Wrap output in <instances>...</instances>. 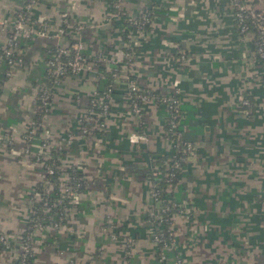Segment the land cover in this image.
Returning a JSON list of instances; mask_svg holds the SVG:
<instances>
[{"label":"crops","instance_id":"crops-1","mask_svg":"<svg viewBox=\"0 0 264 264\" xmlns=\"http://www.w3.org/2000/svg\"><path fill=\"white\" fill-rule=\"evenodd\" d=\"M27 1L0 0V18L11 19ZM35 1L34 19L50 26L67 19L70 28L58 44L80 41L90 69L53 88L41 118L51 139L75 135L59 165L62 170L78 165L86 191L66 225L48 235L49 245L40 239L32 243L30 264H156L144 220L146 175L150 159L171 152L163 139L164 110L144 104L140 130L118 79L104 129L87 138L77 135L76 120L90 95L104 91L106 73L126 50H133L129 72L140 88L178 98L182 139L194 148L171 193L182 212L171 219L169 260L264 264V65L250 39L237 34L229 0H117L118 15L111 11L116 0ZM256 8L264 14V0ZM143 13L150 16L148 28L124 34L126 19ZM76 25L82 27L75 36ZM3 40L0 35V50ZM49 43L55 42L34 38L21 48L22 65L0 89V234L24 231L31 207L27 196L41 181V168L23 155L21 134L36 112V88L44 84L41 54ZM31 76L33 86L27 82ZM240 97L250 108L238 105ZM141 131L146 140L130 143L129 135ZM107 220L113 227L102 231ZM13 258L12 249L0 251L1 264Z\"/></svg>","mask_w":264,"mask_h":264},{"label":"built area","instance_id":"built-area-1","mask_svg":"<svg viewBox=\"0 0 264 264\" xmlns=\"http://www.w3.org/2000/svg\"><path fill=\"white\" fill-rule=\"evenodd\" d=\"M258 2L259 0H229L237 34L240 37L250 39L255 58L264 65V14L256 8ZM35 3V0H28L11 19L0 18V35L4 37L0 50L3 55L2 60L0 58V64L5 60L8 67L6 72L8 77L12 76L18 65L20 66L18 39L45 38L55 42V50L44 64L46 69L45 82L36 88L35 101L38 103L36 112L42 111V116H44L47 112L51 90L65 78L75 76L85 70L88 71L90 65L82 52L83 46L77 39H74L67 47L58 44V40L70 28L67 19L60 17L58 23L53 26L42 19H34L32 10ZM119 10V3L116 0L111 5L112 15H118ZM127 23L134 28V32H143L148 28L150 16L143 13L134 18L126 19ZM81 27V25H76L72 28L73 35L76 36ZM132 58V52L124 53L120 69H109L111 81L105 90L99 93L97 91L92 92L85 113L76 120L77 135L87 138L104 129V121L111 110L112 84L118 79L123 81L130 112L135 116L140 130L143 126L144 104L150 103L164 110L163 139L169 144L171 152L161 164L155 163L154 158L149 160L150 165L146 175L150 182L148 189L149 205L145 214L147 217L145 222L149 227L150 243L155 250L156 264H182L178 257L175 256L173 260H169L167 256L174 247L171 219L174 215L182 212L180 206L173 202L171 193L174 192V186L182 165L186 162L187 157L192 154L194 148L191 143L182 139L184 130L180 125L182 115L178 98L174 95L163 96L150 89L140 88L129 72ZM183 58L184 55L180 53L176 59L181 63ZM238 105L245 109L251 106L250 102L242 97L238 99ZM7 135L8 133H5L4 141L6 145H9L11 139ZM75 138V135L68 133L57 139H51L50 132L42 125L41 119L39 123L29 120L24 124L21 134L23 155L41 168L40 183L44 187L41 197L32 191L29 200L30 202H41L40 211L44 217L42 221L39 219L29 221L31 225L27 230L25 227L24 231L26 230V232L23 238L21 234L18 236L0 234V251L8 249L14 251L11 264H30L33 252L32 243L37 239L46 241L47 233L56 232L61 228L62 225L59 222L52 221L50 216L47 217L51 209H58L59 212L61 210L63 216H68V212L73 206L79 203L80 194L76 190L79 184L75 181L70 182L65 173L69 168L79 166L71 165L62 170L60 165L53 166L45 163L50 159L51 151L57 154L54 161L59 163L61 155L69 150ZM128 140L132 144H137L144 142L146 138L141 131L130 134ZM56 171L62 172L57 178L58 193L54 194L55 197L50 201H47L52 194V184L47 180V176ZM157 182H162L163 187H158ZM112 227L107 220L106 225H103L101 230H110ZM111 237L114 239V235ZM125 252L128 256V248ZM58 264L68 263L61 262Z\"/></svg>","mask_w":264,"mask_h":264},{"label":"trees","instance_id":"trees-1","mask_svg":"<svg viewBox=\"0 0 264 264\" xmlns=\"http://www.w3.org/2000/svg\"><path fill=\"white\" fill-rule=\"evenodd\" d=\"M133 30H134V28L132 26H130L128 23L127 24L125 23V25H124V34H128L129 32H133ZM32 40H34V39H27V40L18 39L17 40V45H18V49H19L18 58L21 61L20 66L22 65V54L20 53V49L23 48L26 45H29L32 42ZM21 43H23V45ZM54 50H55V47L51 43L46 45V47L44 48V51L41 54V55H43V58H44L43 59V64H45L46 61L48 60V58H50V55L54 52ZM126 52H133V50H126L124 53H126ZM2 57H3V55H2V52L0 51L1 60H2ZM20 66L18 65L16 68H18ZM120 67H121L120 64H115V65L111 66V69L119 70ZM16 68H15V70H16ZM7 69H8V67L5 64V60H3V62L0 64V89L2 87V83L5 80L8 79V76L6 75ZM35 70L37 71L38 68H35L34 71ZM41 75H42V78H43V82H45V76H46L45 65H44L43 71L41 72ZM33 76H31L30 78L27 79L28 80L27 81L28 85H30V86H33L35 84L32 81L33 80ZM110 81H111L110 72H107L106 76H105L104 89H102V90H105L106 86L108 85V83ZM10 98H11V96H10ZM36 105H38L37 101H36ZM41 116H42V111L35 112L31 116V120H33L36 123H39V121L41 119ZM8 148H9V146L6 145V149H8ZM70 148H71V146H70ZM56 156H57V154L55 152L51 151L50 159L47 162H45V163L48 164V165H53V166L59 165V163L54 161V158H56ZM168 157L169 156H167V155L166 156L157 157V158H155V163L161 164ZM61 173L62 172H60V171H56L52 175L47 176V180L52 184V194L50 195V197H48L47 201H50L52 198L55 197L54 194L58 193L59 184H58L57 178L61 175ZM65 173L67 174L70 182L71 181H75V182H77L79 184L78 188L76 189L79 194H82L84 191H86V184H85V180H84L85 178H84V175H83L80 167H71L68 170H66ZM178 176H179V174H178ZM157 184H158V187H163V183L162 182H157ZM43 189H44V187H43L42 183H38V184L35 185L33 193L35 192L36 194H39V196L41 197ZM27 198L28 199L31 198V195L29 194L27 196ZM78 204L79 203L74 205L73 208L78 209L79 208ZM40 210H41V202L32 201L31 202L30 211L28 213V220H27V224H26V230L28 229L29 225H31L29 221H32V220H35V219H39L40 221H42L44 216L42 215ZM48 216H50L52 218V221L59 222L61 225H66L68 216L65 215L66 216V218H65V216H63V213L61 212V210L59 212L58 209H51L50 212L48 213L47 217ZM63 217H64V219H63ZM146 218L147 217L145 215L144 220H146ZM43 225H45V224L43 223ZM26 230L23 233H21L22 238L24 237ZM53 233L55 234L56 232H53ZM48 235H50V234H48V233L46 234V239L47 240H46V242L44 244H48L49 245L53 240L52 239L48 240ZM72 239H73V236L70 235L69 240H72ZM170 252H169V254H172V255L174 254L173 251H170ZM126 258L129 260L128 257H126Z\"/></svg>","mask_w":264,"mask_h":264},{"label":"rangeland","instance_id":"rangeland-1","mask_svg":"<svg viewBox=\"0 0 264 264\" xmlns=\"http://www.w3.org/2000/svg\"><path fill=\"white\" fill-rule=\"evenodd\" d=\"M81 234H82V232H81V231H79V235H80V236H81ZM79 235H78V236H79Z\"/></svg>","mask_w":264,"mask_h":264}]
</instances>
